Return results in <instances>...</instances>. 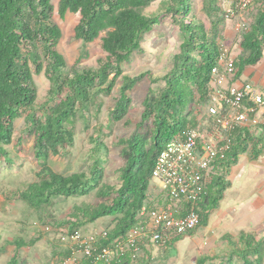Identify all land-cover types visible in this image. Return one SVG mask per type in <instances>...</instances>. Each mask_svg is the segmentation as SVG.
Here are the masks:
<instances>
[{"label":"trees","instance_id":"obj_1","mask_svg":"<svg viewBox=\"0 0 264 264\" xmlns=\"http://www.w3.org/2000/svg\"><path fill=\"white\" fill-rule=\"evenodd\" d=\"M155 1L58 0L61 18L67 13L80 15L74 37L82 40L84 48L78 60L69 65L59 50L63 33L54 19L53 0H0V155L8 160L7 146L14 141L15 122L25 116L23 131L33 137L34 154L40 162L37 179L23 189L11 191V198L22 199L30 207L41 209L58 197L94 193L98 201L74 204L68 216L57 224L71 232L109 217L113 226L108 238L101 241L103 245L124 239L142 219L140 212L144 205L151 210L169 203L163 192L149 196L157 157L167 143L181 137L188 128L203 127L199 113L210 97L214 69L220 64L224 49L221 26L226 11L221 0H202V9L211 21L209 28L196 14L195 0H169L163 8L148 12ZM254 7V19L242 28L241 53L235 57V79H240L248 66L256 65L264 57V0H254L247 10ZM169 16L183 34L169 71L157 76L150 70L136 75L124 74L123 63L142 49L145 33ZM98 38L106 55L99 59L96 67L80 66V59L89 53L87 45ZM42 72L49 79L50 88L39 104L34 75ZM145 79L152 84L160 81L165 84L148 89L134 130L118 140L123 159L119 183L104 182L105 157L101 147L107 146L101 137L93 148L95 157L88 171L61 173L49 164L51 156L67 155L74 147L79 115L89 119L91 107L100 111L104 96H110L120 80L119 95L109 117L111 123L123 120L133 102L131 92ZM23 137L17 140V145ZM229 138L230 146L217 158L206 192L195 206L200 223L186 235L194 236L200 226L209 224L212 212L220 207L232 184L229 175L240 155L250 150L251 158L257 160L264 152V125L263 130L256 128L254 132L251 128L237 127ZM178 206L176 214L182 215L191 204L180 201ZM183 236L177 235L164 243L160 240L157 244L172 245ZM38 239L32 237L27 241L19 237L3 242L0 254L7 244H12L14 252L8 264H29L21 260L20 250L26 245H35ZM223 239L228 242L229 250L227 256L215 264H264V234L243 230L238 235L226 233ZM146 242L141 240L137 250L127 249L114 257L111 264H155ZM58 243H61L60 238ZM56 249L57 244L54 254L61 264L71 250L68 247ZM205 259L201 257L199 263L204 264ZM80 264L93 263L92 259L84 257Z\"/></svg>","mask_w":264,"mask_h":264},{"label":"rangeland","instance_id":"obj_2","mask_svg":"<svg viewBox=\"0 0 264 264\" xmlns=\"http://www.w3.org/2000/svg\"><path fill=\"white\" fill-rule=\"evenodd\" d=\"M169 0H156L148 8V12L163 8ZM238 0H221L223 9L232 8ZM55 7L54 19L60 25L63 36L59 43V50L65 56L69 65L74 64L84 48L82 40L74 37V28L79 21V13H67L61 18L58 13V0H53ZM256 7L245 10L242 15L232 19H225L221 26L222 44L229 54L237 57L241 53L239 40L242 28L250 23L255 16ZM195 12L209 28L211 21L202 9V0H195ZM104 32L101 33V36ZM183 34L171 16L153 26L145 33L142 49L136 51L129 61L123 63L124 74L136 75L150 70L155 76L164 75L172 66L174 54L179 50ZM87 56L80 59L82 67H96L99 59L106 55L101 46V38L89 43L86 47ZM38 86V103H42L50 88V81L44 72L35 74ZM241 81H251L264 92V57L256 65L248 66ZM120 80L110 96H104V104L100 111L91 107L87 117L79 115L75 125L76 142L67 155L51 156L49 164L61 173L74 171H88L93 158V148L102 141L101 147L104 162V182L119 183V168L123 164L118 140L127 137L135 128V122L140 118L143 101L151 86H163L164 81L152 84L149 79L139 83L131 92L133 102L128 115L121 121L111 123L110 110L119 95ZM204 126L205 107L199 113ZM203 116V117H202ZM25 116L15 122L14 141L7 146L8 160L0 155V244L11 242L19 237L29 240L38 237L33 246H24L20 250L21 260L29 264H58L54 246L64 248L59 242V231L64 227L57 222L63 221L76 203L96 202L97 196L58 197L51 205L41 209L30 207L22 199L11 198V191L25 188L37 179L36 172L40 169V162L33 150V137L24 133ZM24 134V135H23ZM24 136L20 145L17 140ZM10 160V161H9ZM231 186L218 209L211 214L208 225L200 226L194 234L185 235L172 245L151 243L148 246L155 264H200L199 259L206 258L204 264H215L227 256L229 244L223 239L224 234L238 235L241 231H256L264 234V152L259 159L251 158L250 150L242 153L238 162L233 165L229 175ZM161 191L157 180L152 179L149 192L157 195ZM166 199V195L164 194ZM52 224V231L44 229V225ZM113 226L109 217H102L96 222L82 227L81 231L89 233L95 230L110 229ZM148 245V241L146 242ZM14 252V246L7 244L0 254V264H8ZM142 253V252H141ZM206 254L215 256V259ZM241 264V262H237Z\"/></svg>","mask_w":264,"mask_h":264},{"label":"built area","instance_id":"obj_3","mask_svg":"<svg viewBox=\"0 0 264 264\" xmlns=\"http://www.w3.org/2000/svg\"><path fill=\"white\" fill-rule=\"evenodd\" d=\"M253 1L238 0L226 11V19L242 15ZM236 71L235 57L224 48L210 83L204 126L188 128L181 137L167 143L158 155L152 178L159 182V192L166 195L167 206L149 210L144 205L138 225L124 239H117L110 245L101 244L109 236L108 229L89 233L70 232L64 227L57 229L62 244L71 250L61 264H80L84 257L92 259L93 264H111L114 257L127 249L137 250L141 240L164 243L177 235L188 234L199 225L201 217L195 206L206 192L217 158L230 146V132L237 127L251 128L252 132L256 128L263 130L264 92L251 81L235 79ZM180 201L189 202L191 206L184 214L177 215ZM44 229L52 231L55 228L46 224Z\"/></svg>","mask_w":264,"mask_h":264},{"label":"crops","instance_id":"obj_4","mask_svg":"<svg viewBox=\"0 0 264 264\" xmlns=\"http://www.w3.org/2000/svg\"><path fill=\"white\" fill-rule=\"evenodd\" d=\"M152 244H153V243H152ZM152 244H149V245L146 244V246H150V245H152Z\"/></svg>","mask_w":264,"mask_h":264}]
</instances>
